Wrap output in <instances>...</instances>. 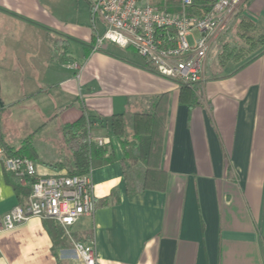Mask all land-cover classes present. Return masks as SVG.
<instances>
[{"label": "crops", "instance_id": "0c3cea01", "mask_svg": "<svg viewBox=\"0 0 264 264\" xmlns=\"http://www.w3.org/2000/svg\"><path fill=\"white\" fill-rule=\"evenodd\" d=\"M85 2L82 18L67 21L53 0H0L2 141L18 149L28 140L39 176L66 174L53 166L69 156L65 126L94 118L103 127L93 132L120 158L110 116L147 112L166 94L164 191L127 196L118 161L92 169L96 210L74 224L72 238L92 246L95 264H264V52L218 78L207 57L203 81L185 85L195 98L189 104L179 83L129 49L106 44L93 52L99 31ZM240 17L264 33V0H244L231 30ZM22 108L23 137L11 139L5 121ZM14 185L26 184L0 162V215L20 204ZM50 228L31 218L0 233V264H77L70 242L55 245Z\"/></svg>", "mask_w": 264, "mask_h": 264}, {"label": "built area", "instance_id": "2783aa9c", "mask_svg": "<svg viewBox=\"0 0 264 264\" xmlns=\"http://www.w3.org/2000/svg\"><path fill=\"white\" fill-rule=\"evenodd\" d=\"M155 1L89 0L92 26L98 19L104 27L102 35L95 29L93 52L106 44L131 49L158 76L180 85L201 83L210 47L228 31L243 0H215L212 9L202 17L186 14V8L194 0H179V12L161 10ZM68 66L80 70L76 62ZM88 132L89 143L98 147L106 145L104 136L92 130ZM0 162L5 172L23 185L26 179H34L24 203L0 215V233L11 231L31 218L51 220L72 245L77 264H95L92 246L72 238L74 224L96 210L91 171L82 176H39L32 160L11 157L3 150H0Z\"/></svg>", "mask_w": 264, "mask_h": 264}, {"label": "trees", "instance_id": "16d2710c", "mask_svg": "<svg viewBox=\"0 0 264 264\" xmlns=\"http://www.w3.org/2000/svg\"><path fill=\"white\" fill-rule=\"evenodd\" d=\"M215 0H194L191 7L186 8L188 16L202 17L212 8ZM159 9L167 12H179V0H157L154 2ZM237 16V15H236ZM235 16V17H236ZM228 39L218 47L214 64L215 71L210 73L213 78L228 76L254 60L264 52V33L260 32L255 23L247 17H240L228 32ZM231 66L232 71L227 72ZM187 86V85H186ZM181 85L180 97L194 103V96L189 88ZM192 86V85H190ZM166 94L152 98V107L147 112L121 113L110 116L109 132L120 145L121 156L115 153L107 144L98 147L88 142V131H94L96 120L90 116L82 115L72 124L64 128V141L69 150V156L64 161L56 163L54 168H65L68 176H82L92 169L105 166L118 161L122 166L127 196L144 193L146 191L162 192L166 185V173L161 168V148L165 127ZM101 129L102 124L98 123ZM96 129V130H97ZM3 151L11 157L33 159L36 157L34 149L28 140H25L18 149L7 146L1 138ZM34 179H26V185H14L19 196L20 204L24 203L30 193ZM108 200V199H107ZM103 200V205L108 201ZM98 205V204H97ZM51 221V220H49ZM49 232L55 245L64 244L62 230L51 221Z\"/></svg>", "mask_w": 264, "mask_h": 264}, {"label": "rangeland", "instance_id": "374dc122", "mask_svg": "<svg viewBox=\"0 0 264 264\" xmlns=\"http://www.w3.org/2000/svg\"><path fill=\"white\" fill-rule=\"evenodd\" d=\"M53 1L55 3L59 4L58 10H59V12L64 14V17L67 19V21H71V20L72 21H79L82 18V15L84 12V7L86 6L85 0H53ZM95 22H96L95 26L99 31V35H102L104 32V27L101 25L102 23L98 19H96ZM232 24L230 25L228 31L225 32L223 35H221L217 39V41H215L213 43L212 47H210L211 50L208 54L209 60L213 61L216 58V53L218 50L217 46H219L222 42L227 40L228 32L231 31L230 28H231ZM188 41L190 42L189 39H188ZM115 48L118 49V47H115ZM127 51L131 52L134 55L136 54L131 49H129ZM18 114H20L19 117L14 116L11 118V120L5 121L6 123L4 124L5 133L8 134V137H10L11 139L16 138V137H23L22 133L25 131V130H23L24 124L22 121L23 120V108H22V110H20V112ZM17 120H20V121H17ZM22 140H20V141H22ZM36 142H37V144L39 143L41 145H43V144L45 145L48 143V140L44 141V139H42L40 137H35L33 139V143H36Z\"/></svg>", "mask_w": 264, "mask_h": 264}]
</instances>
